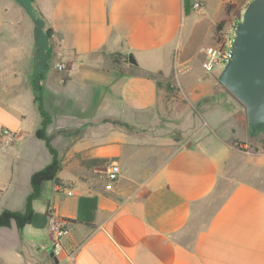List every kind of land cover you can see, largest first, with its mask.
<instances>
[{
    "label": "crops",
    "instance_id": "crops-1",
    "mask_svg": "<svg viewBox=\"0 0 264 264\" xmlns=\"http://www.w3.org/2000/svg\"><path fill=\"white\" fill-rule=\"evenodd\" d=\"M15 1L0 12V133H17L0 145V213L25 210L52 160L36 135L37 70L62 169L30 223L0 227V264H264V130L235 119L201 51L217 44L229 0H192L203 12L185 0ZM52 218L70 230L57 255Z\"/></svg>",
    "mask_w": 264,
    "mask_h": 264
},
{
    "label": "water",
    "instance_id": "water-1",
    "mask_svg": "<svg viewBox=\"0 0 264 264\" xmlns=\"http://www.w3.org/2000/svg\"><path fill=\"white\" fill-rule=\"evenodd\" d=\"M232 52L219 83L244 106L248 125L264 129V0L247 5L236 28ZM128 60L137 65L133 54Z\"/></svg>",
    "mask_w": 264,
    "mask_h": 264
},
{
    "label": "trees",
    "instance_id": "trees-1",
    "mask_svg": "<svg viewBox=\"0 0 264 264\" xmlns=\"http://www.w3.org/2000/svg\"><path fill=\"white\" fill-rule=\"evenodd\" d=\"M194 6L195 3H193L192 0H185V7L187 12H190L194 8ZM226 22L227 19H223L218 24L217 30L218 31L222 30ZM114 57H117V55ZM125 57L126 59H128L127 55H125ZM37 72L38 70L33 75V89L35 93V101L37 103L39 112L42 116V123H41V127L36 131V135L38 138L43 139L45 141L46 146L52 155V160L47 166L33 173L31 177L32 191L28 196L25 210L24 211H12L8 209L3 210L0 213V227L3 226L9 227L11 226L12 222L15 221L18 228L22 229L27 223H30L34 215L33 201L41 196L42 184L46 181H54L55 183H58L60 181V178L58 177V173L62 169V163L59 158L58 151L52 145V137L47 133V125L49 122V117L44 108L42 86L39 84V77L37 76L38 75ZM249 127L253 134L258 131L264 130L263 127L260 129H252L251 126Z\"/></svg>",
    "mask_w": 264,
    "mask_h": 264
},
{
    "label": "built area",
    "instance_id": "built-area-1",
    "mask_svg": "<svg viewBox=\"0 0 264 264\" xmlns=\"http://www.w3.org/2000/svg\"><path fill=\"white\" fill-rule=\"evenodd\" d=\"M250 1L252 0H247V4H249ZM195 7L199 8V10L203 12L200 4L196 3ZM236 28L237 26L231 30L222 29L218 31L217 44L201 48V51L206 56L204 62V69L206 72H212L219 66L224 67L226 63L233 57L232 46L236 36ZM57 68L59 70H65L67 65L58 64ZM16 137L17 133L15 131H12L9 128H3L0 133V145L2 147H10L14 144ZM120 175L121 168L119 164L115 161L111 162L106 168V176L108 181L115 182L120 178ZM48 227L51 235L50 239L53 252L57 255L63 246L62 239L69 235L70 230L67 226V222L62 219L52 218Z\"/></svg>",
    "mask_w": 264,
    "mask_h": 264
},
{
    "label": "rangeland",
    "instance_id": "rangeland-1",
    "mask_svg": "<svg viewBox=\"0 0 264 264\" xmlns=\"http://www.w3.org/2000/svg\"><path fill=\"white\" fill-rule=\"evenodd\" d=\"M27 1L28 0H16L15 3L21 2L26 7L28 5ZM10 3H13V2H11V0H0V12H2L4 7H10L11 6ZM247 5H248L247 0H238V1L229 0V1H227L226 2V8H228V10H227L228 16L226 17V19H227L226 23L233 24V23H236V21H238V20L240 22L243 18V10L247 7ZM102 54H105V53H102ZM49 56H50V60L45 65V69H46L48 75L53 73V70L55 68L54 66L57 62L55 59V55H54L53 51L49 52ZM222 69H223V66H219L215 70H222ZM222 87H223L224 91H226V92H223L225 94L224 95V102H226L230 105L232 103H234L235 105H237L240 108V110L235 114V116H236L235 119H237L239 122H241L242 126H244V129H247V126L249 127V125L247 123L246 110H245L244 106L224 86H222ZM219 134L223 135V132H221ZM211 135H213V134H211ZM215 139L216 138L214 137V140ZM229 142L235 147H239L240 145L245 144L240 140L239 134L237 132L232 135L231 140ZM254 146H256V145H254ZM239 163H243V159H240ZM227 172H228L229 176H234V177L237 176L238 173H240L236 169L235 163L233 161L228 163Z\"/></svg>",
    "mask_w": 264,
    "mask_h": 264
}]
</instances>
